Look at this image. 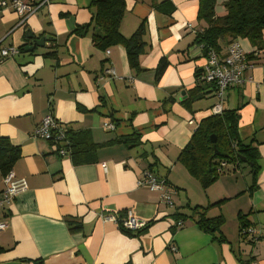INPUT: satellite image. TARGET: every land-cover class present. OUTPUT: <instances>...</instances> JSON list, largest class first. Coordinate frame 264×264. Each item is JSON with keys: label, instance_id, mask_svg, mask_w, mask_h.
<instances>
[{"label": "crops", "instance_id": "crops-1", "mask_svg": "<svg viewBox=\"0 0 264 264\" xmlns=\"http://www.w3.org/2000/svg\"><path fill=\"white\" fill-rule=\"evenodd\" d=\"M22 1L35 7L45 0ZM227 1L216 0L217 17L225 15ZM197 9L198 0H125L120 34L128 38L144 22L138 73L129 68L121 46L102 51L93 47L90 31L83 37L71 34L90 23V0H47L23 23L11 9L0 10V50L22 48L0 58V137L19 149L11 171L27 184L4 211L0 264H239L237 259L264 264V40L260 50L237 40L252 55V68L243 75L250 81L228 88L222 102L223 110H238V136L257 149L253 189L247 170L240 169L202 191L177 162L217 103L208 84L205 94L197 92V99L183 104L198 85L195 72L202 75L205 65L194 41L204 27ZM44 37L42 47L23 51ZM49 53L54 57H45ZM161 59L167 67L157 78ZM109 68L118 78L99 79ZM47 115L68 130L88 131L96 145L131 134L140 145L104 146L93 162L75 165L69 155L58 154V144L33 138ZM106 122L114 129H104ZM144 172L168 182L172 199L179 197L173 208L160 202L159 193L138 185ZM3 188L0 172V192ZM222 200L206 212L224 220L220 232L226 242L218 244L185 216L190 208ZM127 211L150 223L139 236L101 218L121 219ZM176 214L185 217L181 228L174 226ZM238 216L259 233L253 245L240 237Z\"/></svg>", "mask_w": 264, "mask_h": 264}, {"label": "trees", "instance_id": "trees-1", "mask_svg": "<svg viewBox=\"0 0 264 264\" xmlns=\"http://www.w3.org/2000/svg\"><path fill=\"white\" fill-rule=\"evenodd\" d=\"M215 3L216 0H198L196 19L203 22L204 27L196 33L194 41L200 46L204 58L209 51H213L218 56L223 55L224 49L232 42H237L238 39L248 40L257 50L263 48L264 0H229L224 4L225 15L223 17L215 15ZM160 11L171 13L172 8L165 11L162 7ZM124 12L125 0H90V23L87 26L75 28L71 34L83 37L90 31L93 47L102 51L114 46H121L126 52L129 68L138 73L141 71L138 59L144 54L145 47L144 22L140 23L130 37L125 38L119 32ZM21 49L20 47L18 50L21 51ZM45 57L54 56L49 53ZM245 57L248 60L252 58V55L245 54ZM166 67V61L161 59L155 71L157 78L162 75ZM195 77L198 79V85L189 98L183 102L185 107L192 103L196 97H199L197 92L205 94L204 90L208 86V83L201 80L200 72H195ZM237 111L222 110L221 114L203 119L177 157V162L186 169L190 177L199 183L202 191L207 190L218 177L234 174L240 169L247 170L250 175V191L255 185L258 173V153L251 140L239 138ZM58 125L63 126L59 123ZM64 131L67 145L61 147L67 148L68 155L75 165L93 162L98 149L104 146L120 143L132 149L140 145V138L136 134L127 135L109 144L96 145L91 142L88 131L74 132L66 128ZM212 137L215 138L214 143L211 142ZM19 158V149L12 146L8 139L0 137V172L3 176L12 169ZM243 158L246 160L245 162L241 160ZM224 202L225 200L218 201L207 207L195 206L190 208V214L185 216L218 244L226 242L220 232L224 220L221 216L207 217L206 212L210 208L219 207ZM183 216L181 214L174 215L177 220L182 221L185 218ZM238 220L240 222V237L249 244L256 243L259 236L255 238L250 234L249 229L251 228L246 224L245 217L238 216ZM149 224L134 232L133 235L139 236L145 232ZM121 230L131 235L122 227ZM237 260L239 264H251L250 260L244 262L240 259Z\"/></svg>", "mask_w": 264, "mask_h": 264}, {"label": "built area", "instance_id": "built-area-1", "mask_svg": "<svg viewBox=\"0 0 264 264\" xmlns=\"http://www.w3.org/2000/svg\"><path fill=\"white\" fill-rule=\"evenodd\" d=\"M45 0L44 2H46ZM33 7L32 5L22 0H0L1 9H11L14 13L19 16L21 23L26 20L27 17L31 16L41 6ZM18 54V49L15 47L4 48L0 50V58L4 60L6 58L13 57ZM252 66L249 64L245 57V53L239 47L237 42L229 44L223 55H217L213 51H209L205 57V65L202 71L201 78L205 83H208L214 88V96L217 99V103L211 108L210 112L212 115L222 113V102L223 95L228 88L242 84L246 81H250V78L243 77L245 72H248ZM105 78H118L113 69L109 68L103 71V74L99 79ZM103 128L107 130H113L114 126L112 123H103ZM64 128L58 125L55 119L47 115L45 116L40 125L37 126L32 136L35 139L52 142L55 145H59L58 154L60 156H67V148L61 146L67 145L66 138L64 136ZM4 188L0 192V231L7 228V224L4 221V211L10 205L12 200L23 193L27 189L26 181L23 178H17L10 170L3 176ZM138 185L146 187L151 192L159 193L160 202L165 204L168 208H173L174 204L172 201L173 191L166 186L165 179H159L149 172H144L142 178L138 181ZM103 220L112 222H119L120 226L129 232H136L146 226V222L136 218L131 211H127L123 218L118 219L112 215L103 214L101 216ZM176 228L183 226L182 220H177L174 223ZM251 235L257 238L259 233L254 229H249ZM175 251V248H171Z\"/></svg>", "mask_w": 264, "mask_h": 264}, {"label": "water", "instance_id": "water-1", "mask_svg": "<svg viewBox=\"0 0 264 264\" xmlns=\"http://www.w3.org/2000/svg\"><path fill=\"white\" fill-rule=\"evenodd\" d=\"M29 39H32V36L29 35L27 36ZM48 40V37H44V38H40L39 40L36 41H32L29 45V47H26L23 49L24 52H31L33 50L34 47H42L44 45V42ZM211 142L214 143L215 142V138L212 137L211 138ZM243 162H245L246 160L243 158L241 159Z\"/></svg>", "mask_w": 264, "mask_h": 264}, {"label": "rangeland", "instance_id": "rangeland-1", "mask_svg": "<svg viewBox=\"0 0 264 264\" xmlns=\"http://www.w3.org/2000/svg\"><path fill=\"white\" fill-rule=\"evenodd\" d=\"M161 179H163V178H161ZM166 186H169V184H168V182L166 181ZM173 193L175 194V192L173 191ZM177 194H180V192L179 191H177L176 192ZM178 199H179V197H174L173 199H172V201H174L173 203H175V202H177L178 201Z\"/></svg>", "mask_w": 264, "mask_h": 264}]
</instances>
